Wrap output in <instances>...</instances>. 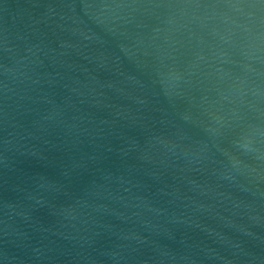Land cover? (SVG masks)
I'll return each mask as SVG.
<instances>
[{"label": "water", "instance_id": "95a60500", "mask_svg": "<svg viewBox=\"0 0 264 264\" xmlns=\"http://www.w3.org/2000/svg\"><path fill=\"white\" fill-rule=\"evenodd\" d=\"M0 264H264V0H0Z\"/></svg>", "mask_w": 264, "mask_h": 264}]
</instances>
